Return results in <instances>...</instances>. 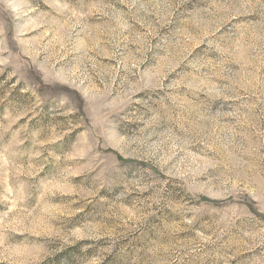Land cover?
Listing matches in <instances>:
<instances>
[{"label": "rangeland", "instance_id": "obj_1", "mask_svg": "<svg viewBox=\"0 0 264 264\" xmlns=\"http://www.w3.org/2000/svg\"><path fill=\"white\" fill-rule=\"evenodd\" d=\"M0 264H264V0H0Z\"/></svg>", "mask_w": 264, "mask_h": 264}]
</instances>
